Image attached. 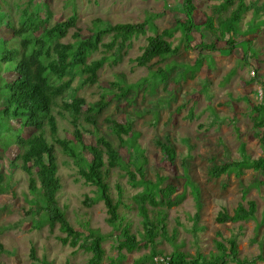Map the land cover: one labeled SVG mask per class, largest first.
I'll return each instance as SVG.
<instances>
[{"label":"trees","instance_id":"16d2710c","mask_svg":"<svg viewBox=\"0 0 264 264\" xmlns=\"http://www.w3.org/2000/svg\"><path fill=\"white\" fill-rule=\"evenodd\" d=\"M220 1L199 24L194 20L198 12L195 1L178 0L177 9L172 8V12L177 15L175 24L158 32L152 17L138 23H111L97 17L83 29L77 25L78 15L74 8L71 9V15L52 23L53 12L44 0H19V3H15L16 0L11 3L9 0H0V190L4 184L9 187L16 170L22 172L30 196L27 198L29 207L25 215L36 222V228L47 225L49 231L53 232L57 226L63 235H57L56 239L62 245L89 253L87 264H102L105 258L103 242L107 235L93 229L84 234L67 219L65 207L60 206L57 199L62 187L58 175V150L71 161L83 183L94 187L95 196L85 195L83 204L90 207L102 202L105 207V222L112 228L109 236L115 237L114 249L117 251L116 257L108 258V264H121L126 259L121 253L123 250L132 253L141 246L150 247V251L137 259L136 264L146 260L154 264L153 258L157 255L169 258L165 264L264 262L262 254L253 261L240 258L236 236L226 240L215 239L216 251L209 254L197 250L191 255L178 247L167 254L156 250L160 242L173 243L176 237L175 233H168L166 209L180 203L174 197L177 185L159 174H155L154 179L147 178L143 150L137 142L140 133L135 129L132 113L125 110L124 121L108 115L101 119L112 101L120 103L123 99L128 105L131 91H134L135 96L140 89L147 90L143 83L149 78L160 75V82L167 80L173 66L167 65L164 70L158 68L157 71L153 67L159 60L163 61L179 52L180 47L173 46L170 41L177 31L181 33L184 50L197 48L199 52L206 51L209 54L223 49L229 54L242 40L245 47L241 59L243 64H250V60L256 56L253 33L257 28L249 26L247 32L240 33L238 25L246 12L252 10L258 13L264 5H259L257 1ZM201 28L217 32L221 39L228 35L224 46L220 48L213 43L200 41L192 47L194 32L199 33ZM148 29L153 33L146 38L141 53L129 60L137 67L146 68L149 75L138 82L128 83L126 75L118 73L107 87L101 89L99 70L106 64L112 67L121 62L131 48L132 40L145 35ZM95 54H99V57H95ZM200 57L207 58L204 55ZM202 58L196 60L198 64ZM258 85L262 92L261 102L251 105L249 110L252 113L251 132L258 139L263 155L255 159L243 153L241 158L228 157L226 161L211 166L208 170L210 177L234 174L239 178L248 170L263 176L264 82L258 79ZM83 89L89 90L91 97H96L87 100ZM134 114L142 115L139 111H134ZM192 116L190 112L189 118ZM58 118L67 120L69 136L59 135ZM12 121H18L19 127L13 128ZM156 121L157 116H154V123ZM24 129H32V132L24 137ZM86 138L89 139L87 143ZM157 143L165 160L173 165L176 152L170 138L165 136L164 142ZM9 149H12L11 159L6 155ZM123 151L126 154L133 153L137 163L128 162L133 164L132 169H126L128 163L123 162ZM241 151L244 152L243 145ZM116 167L125 170L123 176H126L132 188H141L131 196L133 208L140 217L141 233L133 232L121 215L120 207L128 209L130 206L123 201V188L119 184L115 185L116 198L112 196L108 179ZM184 176L190 183L186 166ZM192 188L199 201L197 188L193 185ZM256 212V202L246 200L243 193L241 201L231 212L222 209L215 220L219 224L245 222L255 219ZM194 218L196 229L198 211ZM217 236L221 234L217 233ZM4 251L0 243V254ZM30 258L38 264H53L45 258L39 259L33 247Z\"/></svg>","mask_w":264,"mask_h":264},{"label":"rangeland","instance_id":"374dc122","mask_svg":"<svg viewBox=\"0 0 264 264\" xmlns=\"http://www.w3.org/2000/svg\"><path fill=\"white\" fill-rule=\"evenodd\" d=\"M13 0H9L11 3ZM53 12L52 23L71 15L72 8L78 15L77 25L83 29L94 18L103 19L111 23H138L147 17H152V23L160 32L175 24L178 0H44ZM198 12L194 20L202 24L205 16L212 13L213 7L219 5L220 0H194ZM257 1L264 5V0H245L246 3ZM15 3H19L16 0ZM251 26L254 32V49L256 56L250 64H243L245 43L241 40L236 48L228 54L227 50L214 53L199 52V49L184 50L181 33L175 32L170 39L173 46L180 47L179 52L163 61L154 60L153 70L165 69L173 66L165 82H160V75L149 78L143 84L147 90L140 89L134 96L131 91L128 98L130 104L122 99L120 103L112 101L110 107L101 117L111 116L124 121L123 112L132 113L135 129L140 133L137 140L143 150L147 178L154 179L155 174L166 176L173 185H177L174 197L179 199V205L166 209V224L170 235L176 234L173 243L162 241L156 250L167 254L174 247L194 255L197 250L209 254L215 252L214 240H226L231 236L237 237L239 257L249 261L257 255H264V173L248 170L237 178L234 174L221 175L212 178L208 170L213 164H219L228 157L241 158L249 156L255 159L262 156L259 141L252 135L251 105L261 102L262 92L258 79L264 82V8L258 13L250 10L246 12L238 25L240 33L247 32ZM150 29L145 35L132 40V46L123 60L110 67L105 65L99 70V86L105 88L118 73H124L128 83H135L149 75L144 67H137L130 62L141 53L146 44V38L152 35ZM228 35L221 39L217 32H209L201 28L194 32L191 39L192 47L200 41L213 43L216 47H223ZM239 37V36H238ZM207 56L202 58L200 56ZM99 57V54H95ZM202 58L201 63L196 61ZM255 68L258 70L255 72ZM256 80H252L255 79ZM155 85V86H153ZM97 90V88H96ZM99 90V89H98ZM152 91V93H150ZM86 99L91 101V92L82 90ZM134 111L142 113L136 116ZM56 112V110L54 111ZM192 118H189V113ZM154 116L157 121L154 123ZM13 128L19 127L18 121H12ZM66 119L58 118V132L61 137L69 136ZM32 129H24L22 136L27 137ZM168 136L175 148L176 158L172 165L165 160L160 144ZM88 138L85 139L87 143ZM243 145L244 152L241 151ZM243 153V155H242ZM11 159L12 149L6 152ZM123 162L137 163L133 153L123 151ZM58 175L62 184L57 194L58 203L65 207L66 217L78 231L87 234L89 229L98 230L107 235L103 242L105 258L102 264H108L109 257H116L114 249L115 237H110L112 228L105 222L106 212L102 202L88 207L83 204L85 195L95 196L94 187L86 185L80 178L77 169L60 150L57 151ZM128 163L126 169H132ZM189 182L184 176V168ZM124 169L113 168L108 179L112 196L116 198L115 185L123 188V201L130 206L120 207L121 215L130 224L135 233L142 232L140 217L133 208L131 196L141 190L132 188L127 182ZM262 181V182H261ZM262 183V184H260ZM3 185V184H2ZM192 185L197 188L199 201L196 200ZM245 193L246 200H254L257 204L255 219L239 223L219 224L215 217L217 213L226 209L229 212L241 201ZM25 175L16 170L7 188L4 184L0 190V243L4 252L0 254V264H38L30 258L33 247L35 255L52 261L53 264H87L89 253L62 245L57 235H63L57 226L53 232L47 225L36 228V222L25 215L29 207ZM197 201L200 203L198 209ZM245 204V201H243ZM149 208L151 206H148ZM198 211V221L195 226V214ZM217 233L221 236L218 237ZM150 247L141 246L140 249L121 253L126 259L121 264H136L148 254ZM137 264H150L144 261ZM254 264H264L255 260Z\"/></svg>","mask_w":264,"mask_h":264},{"label":"built area","instance_id":"2783aa9c","mask_svg":"<svg viewBox=\"0 0 264 264\" xmlns=\"http://www.w3.org/2000/svg\"><path fill=\"white\" fill-rule=\"evenodd\" d=\"M169 258L168 257H163V256H155L153 258L154 264H165Z\"/></svg>","mask_w":264,"mask_h":264},{"label":"clouds","instance_id":"9594fccd","mask_svg":"<svg viewBox=\"0 0 264 264\" xmlns=\"http://www.w3.org/2000/svg\"><path fill=\"white\" fill-rule=\"evenodd\" d=\"M158 256V255H157Z\"/></svg>","mask_w":264,"mask_h":264}]
</instances>
